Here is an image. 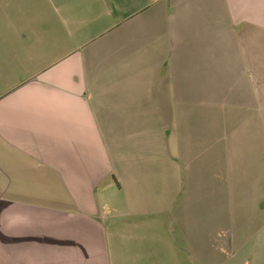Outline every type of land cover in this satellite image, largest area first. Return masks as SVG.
Masks as SVG:
<instances>
[{
	"label": "crops",
	"instance_id": "crops-1",
	"mask_svg": "<svg viewBox=\"0 0 264 264\" xmlns=\"http://www.w3.org/2000/svg\"><path fill=\"white\" fill-rule=\"evenodd\" d=\"M263 65L264 0H0V264H264Z\"/></svg>",
	"mask_w": 264,
	"mask_h": 264
},
{
	"label": "rangeland",
	"instance_id": "rangeland-1",
	"mask_svg": "<svg viewBox=\"0 0 264 264\" xmlns=\"http://www.w3.org/2000/svg\"><path fill=\"white\" fill-rule=\"evenodd\" d=\"M263 45H258V48L260 49V47H262ZM264 66V65H263ZM227 84H231L230 82L226 81V85Z\"/></svg>",
	"mask_w": 264,
	"mask_h": 264
}]
</instances>
